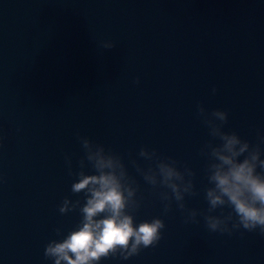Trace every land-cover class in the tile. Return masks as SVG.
Wrapping results in <instances>:
<instances>
[{"label":"water","instance_id":"1","mask_svg":"<svg viewBox=\"0 0 264 264\" xmlns=\"http://www.w3.org/2000/svg\"><path fill=\"white\" fill-rule=\"evenodd\" d=\"M198 104L226 110L225 131L264 135V0H0V264H53L55 229L78 224L59 212L83 197L66 163L79 170L77 133L123 157L143 197L135 222L165 223L155 247L100 264H264V237L186 224L175 202L163 214L130 163L147 166L144 146L186 164L200 193L186 204L207 209Z\"/></svg>","mask_w":264,"mask_h":264},{"label":"clouds","instance_id":"2","mask_svg":"<svg viewBox=\"0 0 264 264\" xmlns=\"http://www.w3.org/2000/svg\"><path fill=\"white\" fill-rule=\"evenodd\" d=\"M103 47L112 49L116 45L108 41ZM197 115L211 137L200 148L209 185L203 188L207 209L189 208L186 204V197L200 194L194 184L196 173L186 164L142 146L138 156L147 166L136 159H131V165L158 195L163 214L171 212L175 202L186 224H199L198 217L202 216L209 232L232 235L243 229L264 237V135L258 134L252 143L235 131H225L226 110L209 111L198 104ZM77 139L84 152L79 170L73 171L70 157H66V163L69 175L76 177L71 192L77 196L82 193L83 197H65L59 212L78 211L80 220L67 234L55 229L56 235L63 238L50 240L44 257L53 264H100L109 257L127 260L142 249L155 247L162 238L164 220L153 217L135 222L143 197L137 195L140 185L129 174L123 157L79 133ZM89 167L92 174L86 172Z\"/></svg>","mask_w":264,"mask_h":264}]
</instances>
